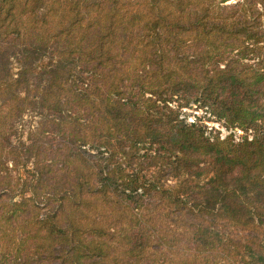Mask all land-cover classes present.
Wrapping results in <instances>:
<instances>
[{"label": "trees", "instance_id": "obj_1", "mask_svg": "<svg viewBox=\"0 0 264 264\" xmlns=\"http://www.w3.org/2000/svg\"><path fill=\"white\" fill-rule=\"evenodd\" d=\"M230 1L0 0V264H264V0Z\"/></svg>", "mask_w": 264, "mask_h": 264}, {"label": "rangeland", "instance_id": "obj_2", "mask_svg": "<svg viewBox=\"0 0 264 264\" xmlns=\"http://www.w3.org/2000/svg\"><path fill=\"white\" fill-rule=\"evenodd\" d=\"M235 0H231L229 3L234 2ZM184 117L188 119V122H193L197 118H203L204 121H207L208 116L204 115V112L199 110L197 107H191L189 109L183 110ZM203 121V122H204ZM40 122V117L37 116L35 113L26 114L21 121L18 123V134L13 137L14 144H19L21 141H27L28 136L34 132ZM206 125L209 126L210 129H215L220 131L223 137L227 136L230 132H228L221 123H217L214 120L211 122H205ZM237 137L239 135H243L241 131L236 130ZM23 173V171L21 172Z\"/></svg>", "mask_w": 264, "mask_h": 264}]
</instances>
